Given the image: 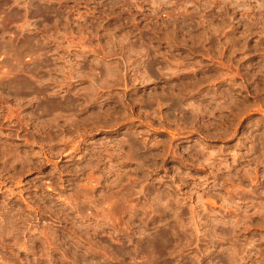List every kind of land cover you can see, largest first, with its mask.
Masks as SVG:
<instances>
[{
  "label": "rangeland",
  "instance_id": "1",
  "mask_svg": "<svg viewBox=\"0 0 264 264\" xmlns=\"http://www.w3.org/2000/svg\"><path fill=\"white\" fill-rule=\"evenodd\" d=\"M0 264H264V0H0Z\"/></svg>",
  "mask_w": 264,
  "mask_h": 264
}]
</instances>
